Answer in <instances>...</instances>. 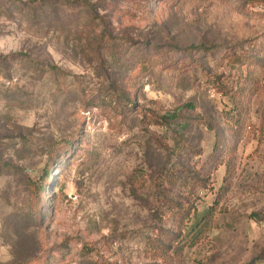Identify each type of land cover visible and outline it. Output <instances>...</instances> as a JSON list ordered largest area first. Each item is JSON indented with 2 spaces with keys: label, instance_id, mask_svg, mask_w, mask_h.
Listing matches in <instances>:
<instances>
[{
  "label": "rangeland",
  "instance_id": "374dc122",
  "mask_svg": "<svg viewBox=\"0 0 264 264\" xmlns=\"http://www.w3.org/2000/svg\"><path fill=\"white\" fill-rule=\"evenodd\" d=\"M163 181L177 264H264V0H0V264H174Z\"/></svg>",
  "mask_w": 264,
  "mask_h": 264
},
{
  "label": "trees",
  "instance_id": "16d2710c",
  "mask_svg": "<svg viewBox=\"0 0 264 264\" xmlns=\"http://www.w3.org/2000/svg\"><path fill=\"white\" fill-rule=\"evenodd\" d=\"M39 1H42V0H39ZM86 5L88 6L89 13L93 16V19L100 21L101 19H99L97 12L94 10V7H92V5H90L89 3H87ZM192 50L199 51V50H205V48L192 47ZM3 58L4 57H2V59ZM255 59L263 61V57H261L259 54L255 56ZM162 119H164L165 121H171L174 119V116H163ZM216 152H219L220 153L219 157H221L223 156L224 152H231V149L229 147L221 148L220 144L216 142L214 146L213 155L216 154ZM222 162L223 160H220L219 163L221 164ZM169 172L170 170L166 169L167 176H164V178L165 179L168 178L167 182L171 186H174V188H176L175 186L176 182H173L172 180L174 175H170ZM52 173L53 172L51 168H48L45 171V176L43 175V179L40 181L41 191L44 190L43 185H42L44 178L51 176ZM168 175L170 176L168 177ZM159 196L163 197L166 200V203H162V204H163V208L167 210V213L172 214L173 217L177 218L178 231H175V232L166 231L165 233V230H163V228H159L158 237L157 236L151 237L150 235H147V239L152 242V247L154 249H157L158 253L166 255L167 258H171L169 257V255L172 251L176 253L179 248L183 249L185 246H188V244H193L195 238L197 239L199 238L198 236L199 234H197L198 232L196 233V231H194V234L196 233V235L194 236L195 238H192V236L189 233L183 236V233L187 229L185 221L189 220V222H191L192 212L196 210V207H195V203L191 201L190 197H185L184 194L182 195L179 193L173 194L170 188L164 187V181H163V184L160 185L159 187ZM203 220H204L203 222L197 224L196 230H200L202 227V224H207L208 222L207 218L205 217ZM164 233L166 235H164ZM171 259H174V258H171ZM174 262H175L174 264H177L178 259H174Z\"/></svg>",
  "mask_w": 264,
  "mask_h": 264
}]
</instances>
